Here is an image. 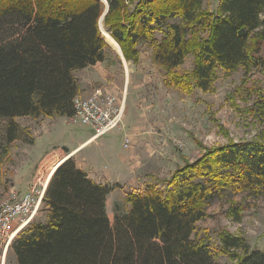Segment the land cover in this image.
<instances>
[{
	"label": "trees",
	"instance_id": "obj_1",
	"mask_svg": "<svg viewBox=\"0 0 264 264\" xmlns=\"http://www.w3.org/2000/svg\"><path fill=\"white\" fill-rule=\"evenodd\" d=\"M105 1L102 16V0H0V159L23 132L14 118L73 114L75 71L105 61L110 49L101 16L125 60L137 63L139 44L148 42L152 60L169 75L163 83L183 93L206 91L218 70L264 65V0H218L212 10L202 0ZM188 54L191 70L178 75ZM256 102L264 117V96ZM203 149L176 166L165 187L150 182L127 191L129 206L115 210L112 221L106 197L113 185L96 182L67 157L45 188V219L30 221L9 245L14 264H219L197 223L221 189L264 193V139ZM219 240L217 251L233 264H264V248L250 249L229 232Z\"/></svg>",
	"mask_w": 264,
	"mask_h": 264
},
{
	"label": "rangeland",
	"instance_id": "obj_2",
	"mask_svg": "<svg viewBox=\"0 0 264 264\" xmlns=\"http://www.w3.org/2000/svg\"><path fill=\"white\" fill-rule=\"evenodd\" d=\"M217 1L202 0V4L212 10ZM177 20L178 18L173 17L169 22ZM99 27L100 30L104 29L102 18L99 19ZM155 35L157 38L161 37L159 31ZM107 44L110 49L105 61L76 70L75 75L87 90L92 83L93 88L106 87L99 80L112 82L114 88L108 90L121 98L124 85L123 63L116 48L109 42ZM138 48L139 63L126 61L130 73L133 70L129 74L130 88L137 92L138 115L135 125L140 129L149 128L156 136V141L152 145V141L148 142L146 138L137 144L135 156L139 158L141 166L134 168L135 186H126L124 180L122 185L110 176L99 175V179L94 178L113 185L106 197V211L110 221L115 210L123 211L127 208L123 197L125 187L127 190L144 188L150 182L165 187L174 168L183 165L185 159L192 161L201 156L204 147L213 148L229 141L264 139V117L256 108L258 96H264V65L250 68L247 73L241 67L229 74L218 70L209 89L204 91L195 87L189 94L177 88H165L161 80L169 79V75L152 60L148 42H141ZM261 53L264 54V44ZM193 58L192 54L186 56L182 65L176 69L178 75L190 72ZM125 69L127 71L126 65ZM124 110L122 121L116 128L96 141L81 146L74 152H68L69 154L66 152L68 149L76 147L91 133L89 127L72 123L70 116L14 118L23 132L18 140L9 145L6 154L0 159V203L11 190L21 191L38 178L42 182L46 180L54 166L76 152L74 160L83 162L86 159L90 163L105 166L111 172L121 173L116 163H108V155H125L132 144L131 136L128 135L129 144L125 147L123 144L126 136H123L122 131H115L123 126ZM2 133L0 122V140ZM139 137L143 138L144 135ZM57 149L66 153L58 157ZM52 150V153L45 156ZM58 159L61 160L58 162ZM130 165L131 162L129 167ZM127 173L124 168V175ZM44 208L42 205L40 213L33 220L45 219ZM234 208L238 209V213L234 214ZM222 232L241 236L250 249H263L264 193L253 195L246 191L231 192L221 189L220 194L207 206V216L197 223L196 234L212 246L215 260L219 264H233L234 260L229 254L217 251L219 234ZM235 252L240 253L241 250ZM4 264H14V256L10 251L7 252Z\"/></svg>",
	"mask_w": 264,
	"mask_h": 264
},
{
	"label": "built area",
	"instance_id": "obj_3",
	"mask_svg": "<svg viewBox=\"0 0 264 264\" xmlns=\"http://www.w3.org/2000/svg\"><path fill=\"white\" fill-rule=\"evenodd\" d=\"M74 112L70 116L72 123L87 126L92 131V137L111 132L122 121L123 104L118 102L116 95L105 92L101 88H94L88 95L74 96ZM129 144L125 137L124 146ZM48 179L43 182L34 180L23 192L11 190L0 203V264L5 263L9 245L15 235L42 208V199Z\"/></svg>",
	"mask_w": 264,
	"mask_h": 264
},
{
	"label": "crops",
	"instance_id": "obj_4",
	"mask_svg": "<svg viewBox=\"0 0 264 264\" xmlns=\"http://www.w3.org/2000/svg\"><path fill=\"white\" fill-rule=\"evenodd\" d=\"M119 57H120V59H121V61L123 63L124 85H123V90H122L123 94H122L121 98L118 97L116 94L115 95L118 97V99H117L118 102H121L123 104L124 109H125L124 110L125 113H124L123 122H122L123 126L121 128H119V129H116L115 131H122L123 132V136H128V135L131 136L132 144L127 149L128 152L125 155L124 154H120L119 157H116L114 154H113V156L108 155V158H109L108 163L109 164H115L116 163V165L118 166V169L121 170V173L111 172V171L107 170V168L105 166H101V165H99V164H97L95 162L90 163L86 159H83V162L75 159V162H76L78 167H80L83 170H85L87 172V174L89 173L88 176L89 177L91 176L90 178H92L93 180H95L99 175L105 176V177H109L110 176V177H114L115 181L119 182L122 185H123L122 180H124L126 182V186H129V185L135 186L136 185V178H135L136 176H134V173H136V172H135L134 168L141 166L139 164V158H136V156H135L136 150L138 148L137 144H139V142L143 141V139L147 138V141L148 142L152 141V145H153L154 141H156V136L153 134V132L151 133L149 128L140 129L139 127H137L135 125V122L137 121L136 116L138 115V111L136 109V105H137V95L136 94H137V92L135 91V89L130 88V85H129V76H130L129 74H131L133 72V70L130 73V68L128 67V64L126 62L127 60H125V58L121 57L120 55H119ZM139 61H140V57H139ZM139 61L137 63H133L131 61H128V62H131L132 64H138ZM98 63L99 62H96L92 66H95ZM125 65L127 67V71L125 69ZM85 68H87V67H85ZM85 68H82V69H85ZM99 81L102 82L103 85L105 84L106 87L97 86V87H94V88H101V89L104 88V89H102L103 91L113 93L112 91H110V90H113L112 88H114V86H112V82L109 83V82L105 81V79L99 80ZM161 83H162V85L165 88L176 89L174 87L166 86L163 83L162 80H161ZM79 84H80V89H79V93L78 94L81 95V96L89 94L91 92V89L93 88V83L88 85L89 90H87L86 86H84V84H81L80 81H79ZM108 89H110V90H108ZM89 130L91 131L90 128H89ZM103 135H105V134H103ZM103 135H100L98 137H92V131H91V133L88 134V136L84 140H82L76 147H74L72 149H68L66 147H63V148L65 150L68 149L69 153H71V152H74L75 150H77L81 146H84L86 144H90V143L96 141L98 138H100ZM140 135H144V137L140 138L139 137ZM192 138H193V141L196 140L195 137H192ZM52 152H53V150L49 151L48 153L45 154V156H47L48 154H50ZM56 153H57L56 155L58 157H60L61 154H64L66 152L64 150L60 151V149H57ZM69 153H67V154H69ZM76 154H77V152L74 153L72 155V157H75ZM60 160L58 159V162ZM130 162H131L132 165H130V167H129V163ZM124 168H126L127 171H128V173L126 175H124ZM97 179H99V178H97ZM95 181L99 182L97 180H95ZM100 183H102V182H100ZM29 185H27L20 192H23L24 190H26L29 187ZM138 189H142V188L130 189V190H138ZM130 190H127L126 187L124 188V196H123L124 200H125L126 192L130 191ZM125 203H126V206L128 207L129 206L128 203L126 201H125Z\"/></svg>",
	"mask_w": 264,
	"mask_h": 264
},
{
	"label": "bare ground",
	"instance_id": "obj_5",
	"mask_svg": "<svg viewBox=\"0 0 264 264\" xmlns=\"http://www.w3.org/2000/svg\"><path fill=\"white\" fill-rule=\"evenodd\" d=\"M102 32H103V34H104V37H105L106 41L109 42L111 45H113V46L116 48V50L119 52V47H118V45L112 40V38L108 35V33H106L104 30H102ZM67 157H69V156H67ZM67 157H66V158H67ZM64 159H65V158H64ZM64 159H63V160H64ZM60 162H61V161H60ZM60 162H59V163H60ZM59 163H58V164H59ZM58 164H57V165H58ZM57 165H56V166H57ZM56 166H54V168H56ZM54 168L52 169L51 173L53 172ZM51 173H50V174H51ZM48 174H49V173H48ZM48 176H49V175H48ZM48 176H47V179H48Z\"/></svg>",
	"mask_w": 264,
	"mask_h": 264
},
{
	"label": "water",
	"instance_id": "obj_6",
	"mask_svg": "<svg viewBox=\"0 0 264 264\" xmlns=\"http://www.w3.org/2000/svg\"><path fill=\"white\" fill-rule=\"evenodd\" d=\"M102 1H104L105 4H106V7H105L104 12H103V14H102V16H103L104 13H105L106 10H107V2H106L105 0H102ZM102 16L100 17V20H101ZM101 34H103L102 30H101ZM103 36H104V35H103ZM114 41H115V40H114ZM116 44H117V43H116ZM117 45H118V44H117ZM118 47H119V45H118ZM118 53H119V55H120L121 57H123L120 47H119V52H118ZM123 58H124V57H123ZM56 167H57V166H56ZM55 169H56V168H54V170H55ZM54 170H53V172H54ZM53 172H52V173H53ZM52 173L50 174V176H49V178H48V181H49V179H50ZM48 181H47V183H48Z\"/></svg>",
	"mask_w": 264,
	"mask_h": 264
}]
</instances>
